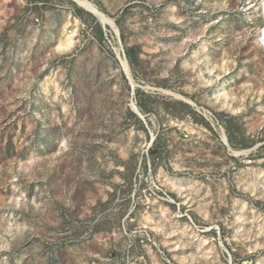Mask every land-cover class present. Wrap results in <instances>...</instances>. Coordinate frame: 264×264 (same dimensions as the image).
<instances>
[{"label": "rangeland", "instance_id": "1", "mask_svg": "<svg viewBox=\"0 0 264 264\" xmlns=\"http://www.w3.org/2000/svg\"><path fill=\"white\" fill-rule=\"evenodd\" d=\"M87 1L105 42L66 6L0 0V264H264V0ZM125 69L212 130L154 113L142 130Z\"/></svg>", "mask_w": 264, "mask_h": 264}, {"label": "trees", "instance_id": "2", "mask_svg": "<svg viewBox=\"0 0 264 264\" xmlns=\"http://www.w3.org/2000/svg\"><path fill=\"white\" fill-rule=\"evenodd\" d=\"M31 3L34 5L36 9H38L40 6H43V8H48V9L55 8L57 5H63L68 7L72 11L75 17L79 18L84 24H86L90 29H92V35L95 39H97L101 43L106 41L107 30H105L101 22L98 21V19L92 13L78 6L77 3H75L73 0H31ZM97 5L98 7H100L102 11L106 12L105 9H103L100 6V4ZM124 12H126V10H124ZM117 25L122 33V38L124 39L125 28L123 22L121 20H118ZM108 30L110 29L108 28ZM141 53H142V49L140 46L125 47V55L132 69V74L135 79H138L140 71L142 70L143 60L140 57ZM123 79L125 81V85L128 88H130V85L125 75H123ZM160 85L165 88H171L167 83H162ZM182 94L185 95L186 97H190L186 93H182ZM134 99L136 101V105L138 109L145 116V120L149 125H151V122L149 120V115L154 113L160 116L161 114H165L171 118L180 119V120H184L187 119L188 117H191L196 123H201L212 130V126L210 122L204 117V115L200 114L192 105L182 100L175 99L172 96L162 95L159 93H152L142 88H136L134 93ZM130 114L132 117L137 119V121L140 124V128L147 132L148 129L145 123L143 122V120L139 118L132 111H130ZM225 129L228 135L230 145L236 150L250 148L251 146L256 144V141H253L251 143H246L236 138L234 128L230 124H225ZM163 136L164 134L161 131L157 135L155 141L153 142L151 148L149 149L148 152L149 156L143 157L144 158L143 163L145 164L146 169H147L148 161H150L154 169H156L159 166V164H161L162 160H164L166 150L164 149V145H163ZM261 148H264V146ZM138 162H139L138 159H136V157L133 156L130 162L123 164L125 166V171L124 173H122V176H124L126 180H130L129 181L130 183H131V178L135 173L136 167L138 166ZM116 195L117 193L115 191L114 193H112L113 196L112 198H114ZM110 204H111V200L101 205L103 206L104 209H108ZM126 210L123 211L122 217L126 213ZM132 214H135V212L131 213V215Z\"/></svg>", "mask_w": 264, "mask_h": 264}, {"label": "water", "instance_id": "3", "mask_svg": "<svg viewBox=\"0 0 264 264\" xmlns=\"http://www.w3.org/2000/svg\"><path fill=\"white\" fill-rule=\"evenodd\" d=\"M75 3H77V5L78 6H80V7H82L83 9H85L82 5H80L78 2H77V0H73ZM86 11H88L87 9H85ZM88 12H90V13H92L98 20H99V18L97 17V15H95L93 12H91V11H88ZM100 21V20H99ZM101 22V21H100ZM114 22V21H113ZM102 23V22H101ZM114 24H115V22H114ZM102 25L104 26V28H106V26H105V24L104 23H102ZM112 29H114V27H112V26H110ZM125 59H126V63H127V65H128V67H129V63H128V60H127V58H126V55H125ZM129 70V69H128ZM125 75H126V77L128 78V80H129V84H130V86L132 87V93L134 94L135 93V89H136V84L134 83V79H133V77H132V75H131V73H130V70L127 72L126 71V69H125ZM168 94H170L171 96H173L174 98H176V99H179V100H182V101H184V102H186V103H188V104H190V105H192V106H195V104L194 103H192L191 101H189L188 99H186L185 97H183V96H179L178 94H174V93H172V92H168ZM131 109H132V111L137 115V116H139L144 122L146 121L145 120V116L140 112V110L138 109V107H137V105H136V103L134 102V101H132V104H131ZM155 139H156V137H154V138H152V141H151V145L153 144V142L155 141Z\"/></svg>", "mask_w": 264, "mask_h": 264}, {"label": "bare ground", "instance_id": "4", "mask_svg": "<svg viewBox=\"0 0 264 264\" xmlns=\"http://www.w3.org/2000/svg\"><path fill=\"white\" fill-rule=\"evenodd\" d=\"M78 2V0H77ZM79 3V2H78ZM80 5H82L85 9H87L88 11L93 12L95 15H97V17L99 18V20H101L104 24H110L112 25V21L109 20L105 15H103L92 3H90L87 0H83L80 1Z\"/></svg>", "mask_w": 264, "mask_h": 264}, {"label": "built area", "instance_id": "5", "mask_svg": "<svg viewBox=\"0 0 264 264\" xmlns=\"http://www.w3.org/2000/svg\"><path fill=\"white\" fill-rule=\"evenodd\" d=\"M124 57H125V55H124Z\"/></svg>", "mask_w": 264, "mask_h": 264}]
</instances>
